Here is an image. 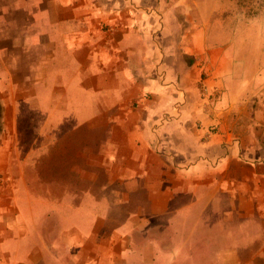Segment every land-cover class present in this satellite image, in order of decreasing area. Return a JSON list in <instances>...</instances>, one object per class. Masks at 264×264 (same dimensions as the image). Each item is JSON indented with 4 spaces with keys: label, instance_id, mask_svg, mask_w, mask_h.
<instances>
[{
    "label": "crops",
    "instance_id": "1",
    "mask_svg": "<svg viewBox=\"0 0 264 264\" xmlns=\"http://www.w3.org/2000/svg\"><path fill=\"white\" fill-rule=\"evenodd\" d=\"M196 8L195 0H0V264H180L179 253L195 257L208 247L179 251L168 229L174 222L164 217L192 209L202 195L230 221L244 222L224 225L219 264H264V73L215 44ZM234 51L240 57L242 47ZM38 77L44 96L33 88ZM32 99L46 117H67L68 101L77 116L90 112L92 131L107 134L92 162L109 175L105 189L121 187L111 190L116 206L147 197L149 224L135 222L136 210L103 221L96 208L85 224L77 200L88 179L82 163L61 161V151L47 161L13 154L10 120L19 117L10 106ZM19 180L29 197L26 224H10L3 215ZM44 197L42 205L63 219L55 234L36 222V211H52L35 205Z\"/></svg>",
    "mask_w": 264,
    "mask_h": 264
},
{
    "label": "rangeland",
    "instance_id": "2",
    "mask_svg": "<svg viewBox=\"0 0 264 264\" xmlns=\"http://www.w3.org/2000/svg\"><path fill=\"white\" fill-rule=\"evenodd\" d=\"M195 2L197 5L195 12L200 19L197 24L204 26L210 25L209 31H211V35H217L214 43L219 47H232L233 51L230 54L231 59H239L242 64H247V69L248 63L251 64L253 62L254 66H251L250 68H254L252 70H254L255 73H259V76L262 77L264 73V0H195ZM201 14H203L205 19L201 18ZM237 46L242 47L240 57H238V53L234 51V47ZM51 73L53 74L52 71ZM38 75H40V72H38ZM205 77L206 76L203 75V78ZM43 81V77H38L35 82L37 85L33 86L34 90L36 87L37 94H39V96H44L42 93V87H40ZM12 82L13 81H11V83ZM32 85H34V83H32ZM51 87L52 85L50 88ZM9 89H12V86L9 85ZM52 89L53 88H51V91ZM216 95L217 93L215 92V96ZM50 96H52V94ZM217 98L218 97H216V100ZM35 102V99H32L29 102L19 100L16 102L19 104L17 108H15V106H10L9 112H14L19 117H14L15 124H13V119L10 120V123L15 125L16 130L9 133V140L15 142V144L18 143L15 145V149H13V154L15 155L17 151L21 155L22 159H26V157L29 158V156L32 159V157L42 155V159L46 157L45 159L47 161L49 158L48 153L55 154V152L61 151V161L63 159V162L70 163L72 167L75 168H77L76 165L78 164V169L79 165L82 163L84 174L85 176L88 175L86 176L88 179L83 181V188L85 189H83V192L78 196L77 200L84 209L85 224H88L91 221V212L95 208L96 209L93 213H97L98 210L99 217H103V221H106L108 217L111 218L110 214L114 211L115 213L113 215L117 218V220H122L126 216V211L129 210L130 213L131 210H136V216H134L135 222L137 224H149L147 220H145L147 215L145 208L147 205L145 204L144 199L147 197L143 198V195L140 194L138 195L140 198L139 203L138 199H134L127 207L116 206L113 204L116 202L114 199L116 196L113 193V190L121 187L116 184L108 183L111 187L108 186L107 190L105 189L106 178H108L109 175L106 176L101 164L98 167L92 162L93 159H95L94 153L97 151L96 147L99 146L98 144L100 141L104 140V137H107V134L103 133L101 129L97 132L92 131L89 126L93 125V118L87 114L90 112H86V115L84 114V116H77V105L74 101H68L67 106L69 107V115L67 117H46L47 112L44 109L33 108L32 105ZM38 103L41 105L44 104V102ZM87 103L88 104L82 102V109L91 107L90 102ZM58 104L59 102L52 101L53 107L58 106ZM2 105L3 102L0 101L1 137L5 134L4 123L2 120ZM6 110H8L7 107ZM99 123L107 125V121H100ZM47 124L51 125L49 127L51 128L50 131L46 129ZM63 129L65 131H63ZM29 144H31L32 147L36 144V149L35 147V150L29 148ZM10 151L12 152V147H8L7 153L10 154ZM77 152H79V154L83 152V154L79 155ZM76 154L78 155L77 158ZM100 161L103 162L102 157H100ZM29 167H31V164ZM20 169L22 172V166H20ZM41 172L44 173V179H46V177H50L45 169ZM97 175L98 177L96 180H92V177ZM16 186V189L18 190L16 196H9L12 207H7V212L3 215V217L5 219H9L10 224H14L12 221H15V219L19 220L17 222L18 224H26L27 213L22 214V212L23 210H26L25 208L28 206L29 197L21 191L22 187H25V182L19 180L17 181ZM45 199L46 197L40 199L41 201L34 203L38 208L46 209L47 206L45 207L42 205ZM209 199L210 198L202 195L198 198L196 205L192 209L188 211L181 209V215L169 212L164 217H168V219H172L174 222V229L171 227L168 229H171L173 233L178 236L177 244L179 245V251H181L182 248L190 249L195 245L196 247H208V250L205 251V253L198 252L195 257L187 256L185 252L179 253L181 257L178 256L179 259H177V263L219 264L221 258L216 256V251L219 250V244L225 235L224 225L227 223H244L238 221L237 219L235 221H230L228 217L226 218V214L221 213L218 206H214V201L212 204ZM52 200L53 202L58 203L60 198L53 195ZM105 200L106 203H103ZM213 200L218 201V198H213ZM121 202L123 203L122 199L119 204ZM142 202H144L145 205H141ZM18 205H20V213L17 210ZM48 208L51 207L48 206L47 209ZM48 213H52V215H50V218H47L45 221ZM186 216H188V219ZM130 217H132V215ZM61 219L62 217H60L59 213L53 209L48 212H45L42 209L38 212L36 211V222L38 221V227L44 228V224H47L48 227L50 226L54 229V233L51 232L53 234L58 232ZM151 224H157V222H152ZM235 233L236 227L235 230L228 234ZM191 245L193 246L190 247Z\"/></svg>",
    "mask_w": 264,
    "mask_h": 264
},
{
    "label": "built area",
    "instance_id": "3",
    "mask_svg": "<svg viewBox=\"0 0 264 264\" xmlns=\"http://www.w3.org/2000/svg\"><path fill=\"white\" fill-rule=\"evenodd\" d=\"M201 90H202L204 95H208L209 90H208V87L206 86V84L201 83ZM208 96H209V98H216L217 97V96H215V94H212V93Z\"/></svg>",
    "mask_w": 264,
    "mask_h": 264
}]
</instances>
